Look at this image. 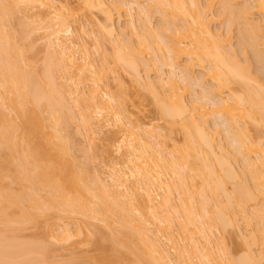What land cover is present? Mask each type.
Masks as SVG:
<instances>
[{
	"label": "bare ground",
	"instance_id": "obj_1",
	"mask_svg": "<svg viewBox=\"0 0 264 264\" xmlns=\"http://www.w3.org/2000/svg\"><path fill=\"white\" fill-rule=\"evenodd\" d=\"M145 1L147 2L144 3L142 0H78L77 4L80 7L74 10L75 8L73 9L69 4L70 0L66 2L0 0V101L2 100L0 105L5 101L15 111L12 116L13 111L10 108H8L12 111L10 115L5 114V110H0V264H46V254L43 248H47L45 251L48 254L47 250L50 246L45 247L33 238L26 239L28 242L24 238L21 240L17 235L22 231L24 233V229L27 231L26 228L31 225L39 228L40 220L45 221L52 218L65 221L62 219L65 217H62L63 214L60 213H66L65 215L68 214L71 217H73L72 214L82 215L95 222L101 219L99 222L112 226L110 230L115 229L113 228L114 223L118 224L119 228L116 226L118 230L115 229L118 235H114L113 240L119 242H116V245L121 243L124 250L126 247L131 254L135 255L134 264H173L171 251L176 253L179 251L177 264H264V228L259 227L260 224H264V80L261 77L262 74H259V72L264 74V57L262 56L264 52L260 54L264 48L259 51V45H261L259 42L264 41V25H259L264 22V0H207L206 4L200 0ZM213 1H217L222 8L218 16L231 20H226L228 27L230 28L231 24V27H236L238 32L240 28V35H237L240 55L233 52L231 28L230 30L227 28L228 35L221 34L220 29L213 32L211 27L214 23L211 15L215 4ZM28 2L36 6V3H39L45 6V9L48 8L46 9L48 14L53 19H58V26H60L53 33L56 44L51 42L54 45L51 44V46L53 49L56 47L53 50L54 54L49 55L51 58L48 65H44L45 69L43 68L41 72V79L39 74L38 77L34 76L36 73H29V70L27 72L23 66L28 61L23 55L25 48L23 50L22 46V48L15 46L18 45L16 42H22L31 35H28L31 32L26 30L28 27L24 26L25 23L13 24L16 11H21L20 5L23 6ZM31 5L33 9V4ZM83 8L91 11L92 14L94 10H97L96 13L100 12L102 21L99 20V24L96 23L98 25L94 26L98 27L105 36L107 35L106 37H111L109 39L112 41V54L110 53L112 65L118 68L120 66L122 70L129 72V76L133 77L132 80L135 79L133 81L136 87L140 91L150 93L152 100H155V105L160 109L161 117L166 118L168 124L171 125H168L169 130L180 126L184 137L182 146L176 144L174 137V140L170 139L169 134H167L169 135L168 140L161 135L160 131H154L157 127L147 132L135 120L127 118V111L121 109L122 104L120 103V99L124 96L121 95L123 96L121 98L111 91L109 87L111 83H105L108 79H105V75L107 76L108 72H104L102 67L97 70L93 61L95 57L92 59L90 55L91 47L89 48L88 41L92 42V47L97 50L96 54H99L104 47V41L101 42L103 35L98 40L94 29L89 32L87 25L86 27L78 25V29L76 28L78 35L74 38L72 28L67 27L73 18L78 17L76 12L80 9L83 11ZM124 10H127L131 18L129 22L127 21L130 34L125 30L127 28H117L115 25L116 16L120 23L123 19L121 13ZM154 10H156L155 14L159 13L160 18L164 17L166 22L161 18L162 22L166 23L164 28L162 24V28L152 30L153 21L151 20L155 17V15L153 17ZM81 11L79 12L82 13ZM254 15H257L255 17L259 15L262 22L260 20L255 24V20L252 23ZM49 18V21L53 22L52 18ZM68 18L71 19L69 22ZM89 21L92 20L89 19ZM10 23L13 26H10ZM92 23L94 24L93 21ZM10 29L19 31V37L15 32L18 38L16 41H14L15 36L9 32ZM65 34L72 35L74 39ZM249 48L263 64V70H258L259 72L256 73L261 78L253 74L252 67H250L253 64L246 63L249 60L244 59L243 62L246 65H242L243 62L239 59V56L246 59L248 55L250 56L249 53L246 55ZM106 50L105 54L108 51ZM77 55H81L80 58ZM147 55L148 58L152 57V65L159 64L158 68L169 70L170 75L167 76V80L162 78L161 74L157 81L152 82V79L149 80L150 82H146L147 79L144 81L140 66L146 67L148 72L146 73L149 75L151 70L154 71L152 67H155L146 60ZM78 58L81 64L78 63ZM54 61L56 62L55 68L58 67L57 72L52 70ZM102 62L105 63L103 60ZM157 67L155 68L158 70ZM195 67L202 70L198 76L195 74ZM116 68L109 69V73L112 70L115 74ZM77 73L83 79L82 82L91 80L92 83H90L93 86H90L95 89L92 91L90 88L91 93L89 92L90 96L87 98L85 97L86 89L83 91V87L79 88L80 84L75 82V86H69L71 91L69 90L66 95L74 97L75 102H72L76 104L75 107L67 103L72 99L68 100V96L62 93L61 84H59V90L57 80L59 76L63 78L67 75L71 76V80H68L73 82L72 76L77 77ZM80 76L77 77L78 81ZM262 76L264 78V75ZM76 77L74 76V79ZM112 81L114 82V79ZM118 81L116 89H120L122 94H128L129 90L123 79L120 78ZM178 81L183 82V87L178 84ZM82 82L80 80L79 83ZM196 86L203 88L202 92L205 90L204 95L206 94L207 99L202 96V100H206V103L205 101L199 102V99L196 101L195 98V101L187 102L185 96L189 93L190 87ZM96 88H102L101 91L107 99L104 100L105 102H97L95 95H98L100 90ZM137 95L140 97L141 94ZM3 104L0 109L4 106ZM69 106L72 113L76 108L78 117H81V123L82 121L86 123L81 125L87 130L96 126V122V128L99 129L98 125L102 122H99L98 118H93L94 114L92 115L89 111L94 110L92 112L99 117L103 116L100 115L101 113H108V117L111 115L112 118L109 117L111 119L108 120L109 118L106 117L107 125L102 124L103 127L100 129L117 128L121 134L123 133L124 138H127L123 140L124 144L118 151L120 153L124 147L125 151L121 150V152H125L122 153L126 159L122 163L115 164L112 176L110 175L111 183L102 180L98 172V176L94 174L90 176L91 180L95 178L89 182L90 172L87 175V169L84 171L82 168V172L77 169L81 173L75 170L77 166L70 160L71 142L69 139L71 138L68 139L62 134L63 128H67L65 124L68 125L71 121L70 119L68 121L71 114L69 116L66 114L71 113ZM211 117L215 120L213 122L218 120V124L212 122L213 127L210 124ZM221 126L225 129V140L230 141H228L230 143L228 147L222 142L221 131L224 132V130L219 129ZM251 127H253L252 130ZM87 130L85 131H91ZM253 130V134L256 133L254 138L251 135ZM104 131L101 130V133ZM98 133H94V137ZM142 134L147 137H142ZM238 164L244 168V172L240 171L242 168L240 166L239 168ZM237 170L245 176L241 175L242 179L246 178L245 183L242 185L240 183L241 186L238 183L235 189L230 190L228 184L237 178ZM243 181L239 180V182ZM5 182L8 185L4 186L6 190L3 187ZM131 191H133L132 194ZM156 191L161 194H156ZM258 200H262L260 208L252 207L255 210L253 209L252 213L249 211L251 215L247 212L249 219L247 214L245 215L248 227L252 226V221L258 223L257 227L254 226L255 230L250 229L247 233L251 235L254 232L255 234L249 237L251 242L246 239L247 234L240 236L245 239L242 243L244 245L243 257L232 258L227 247L223 245L224 243L218 246L219 241L213 239L215 236L212 237V233L214 230L216 233L218 230L239 232V224H241L240 221L238 223L239 211L245 212L250 203L253 204ZM179 201L180 203H176ZM240 216L244 219V216L242 217L241 214ZM175 219L181 220L178 224L179 231H175L178 232L177 234L171 231V226H174L172 224L176 223ZM83 221L81 224L85 222ZM64 223L66 224L62 227L59 226L61 223L56 224L58 228H62L58 236L55 235L56 231L52 232L53 228L49 229L50 231L45 229L47 226L45 225L44 232L49 231L45 235L47 234L46 236L53 241V244L55 242L67 244L69 240H74L70 224ZM49 224L50 228L52 225L49 226ZM81 226L80 229L83 230L85 225ZM81 234L82 232L79 233L80 236ZM123 236L125 239H122ZM29 241H35V244L43 245V248L37 244H29ZM257 243L263 245L260 246L262 248L260 252L253 247L255 245L257 248ZM112 244L114 245L115 242L113 241ZM180 244H183L182 247ZM116 249L113 248V252L110 250L111 254L99 248L101 253L96 258L97 263L93 262L96 264L112 262V256L118 251ZM129 251L128 255H130Z\"/></svg>",
	"mask_w": 264,
	"mask_h": 264
},
{
	"label": "rangeland",
	"instance_id": "obj_2",
	"mask_svg": "<svg viewBox=\"0 0 264 264\" xmlns=\"http://www.w3.org/2000/svg\"><path fill=\"white\" fill-rule=\"evenodd\" d=\"M56 1H58V0H56ZM59 1H62V2H66V1H64V0H59ZM142 1H144V3H146L147 1H145V0H142ZM207 0H200V2H202V3H204V4H206L205 2H206ZM252 1V0H251ZM217 1H213V3H215L214 4V6H213V8H212V13H211V15L213 16V21L212 22H214V23H212V25H211V27H212V29L214 30L213 32H215V31H217V30H219V32H221V34H223V33H225V35L227 34L228 35V33L227 32H229L228 30H230V28H231V30L233 31L231 34V36H232V38L233 39H231L232 40V42H231V44H232V48H233V52L235 51L236 52V54H238V55H240V45H238V43H239V41H238V39H237V35L240 33V28H239V32L237 31L238 29L235 27L234 28V26L233 27H231V22L229 23L230 25V28L228 27V23H226V20H230L229 18L227 19V17H223V16H218V13H219V15H220V12H221V10H222V8H221V6L219 5V3L217 2ZM77 3H79L78 2V0H70V2H69V4H71L72 6L71 7H73V9L74 10H78V9H76V8H79L80 6H78L79 4H77ZM235 3V2H234ZM24 4V3H23ZM31 4H33V9H32V5ZM37 4V6L34 4V3H32V2H28V3H25L23 6H21L20 5V10L21 11H16L15 13H16V15H15V17L13 16V18H14V20H13V24H15V25H17V23H25L24 24V26H26V27H28L26 30L28 31V32H31V33H29L28 35H30V37L27 39L26 38V40H22V42L20 41V42H16V43H18V45L16 44L15 46H17V47H23V50H24V48H25V54L23 53V55L25 56V58H26V60H28V61H26L25 63L27 64H25L24 63V68L27 70V72H28V70L30 71L29 73H32V74H35L36 73V75H34V76H38V74H39V78L41 79V72H43V68L45 69V66L46 65H48L47 63H48V61H49V59L51 58V56H49V55H52V54H54L53 52V50L55 49V47H54V49H53V47L52 46H54L52 43H54V44H56V41H55V34H53V33H55V31H57L59 28H60V26H58L59 25V23H58V19H53L52 18V16L51 15H49L48 13V11L46 10V9H48V8H46L45 9V6H41V4L39 5V3H36ZM203 4V5H204ZM219 6H218V5ZM217 5V6H216ZM78 6V7H77ZM39 7H41V8H39ZM240 7V6H239ZM239 7H237V8H239ZM82 9V8H81ZM81 9L79 10V11H81ZM221 9V10H220ZM85 9L83 8V11H84ZM78 11V12H79ZM83 11H81L82 13H78V12H76L77 13V16L78 17H75V18H73L72 20L70 19V18H68V22H69V19L71 20L68 24H67V27L69 26V28H72V30H73V36H74V38H76L77 37V35H78V32H77V30H76V28L78 29V25L80 26V25H82V26H84V27H86V25H87V27H88V30H89V32L91 31V29H94L95 31V35H97L98 36V40H99V37H101V35H103L102 37H101V39H102V43H103V41H104V44H103V46L105 47H103L102 49H103V51H102V49H101V51H99V54H96L97 53V50H95V48L94 47H92L93 46V44H92V42L91 41H88L89 43H88V46H89V51H91L90 53V55H92L91 56V58L93 59L94 57V59H93V61H94V63L96 64V67H97V70L99 69L100 70V68L102 67V70H104V72L106 71V73L108 74L107 76L105 75V79H107V80H105V83L107 84V83H111V84H109V87H110V89H111V91H113L114 93H117L116 95H118L119 97H123L124 96V98H122V99H120V103L122 104L121 105V109H124L125 111H127V118H131L133 121L135 120V122H137L140 126H141V128L143 129L144 128V131H149V130H151V131H153V129L152 128H156L157 127V129H154V131L156 130V131H160V133H162L161 135L163 136V137H165L166 139H168L169 140V138H167V136H169L170 137V139H173V137L175 138V142H177L176 144H179L178 146H182V144L184 143V140H183V133L180 131V126H179V128H178V126L176 127V128H178L177 130H179V132L176 130V128L175 127H173V129H174V132L170 129L169 130V126L168 125H170V124H168V121H167V119L165 118L164 119V117L162 118L161 117V113H160V109H158L159 107L158 106H156L155 105V100H152L153 99V97H151V95H150V93H148V92H145V91H140L139 89H138V87H136L137 85H135L136 83H135V81H133V80H135V79H133L132 80V78L133 77H131V76H129V72H127V71H124V70H122V68L119 66V68H118V66H116V67H114L113 65H112V57H111V55H110V53L112 54V41L109 39V38H111V37H106L105 36V34L102 32H100L99 31V28L98 27H95L94 25H98L99 24V20H101L102 21V16L101 15H99L100 14V12H97L96 13V11L97 10H94L93 11V14L91 13V11H88V9L87 10H85L84 12ZM156 10H154V13H153V17H154V15H155V17L154 18H152V20H151V28H152V30L154 29V30H158V29H160V28H162V24H163V28H164V24H166V23H164V22H166L165 21V19H164V17H161V18H163L164 19V22H162L163 21V19H161L160 18V15H158V14H155L156 12H155ZM220 11V12H219ZM90 12V13H89ZM124 12H126V13H124ZM128 14V15H127ZM215 14V15H214ZM46 15H48V17L46 16ZM97 15V16H96ZM127 15V16H126ZM95 16V17H94ZM212 16H211V18H212ZM214 16H216V17H214ZM218 16V17H217ZM255 16H257V15H254L252 18V23H253V21H255L256 23L255 24H257V22L259 23L260 22V20H261V22H262V19H261V17L258 15V17H255ZM38 17V18H37ZM49 17H51L52 18V20L51 21H53V22H50L49 20H50V18ZM43 18H44V20H43ZM49 18V19H48ZM96 18H98V20L96 19ZM121 18H123V19H121L120 20V23H118L119 22V19H118V17L116 16V18H115V25H116V27L117 28H127L128 27V22L130 21V17H129V13H127V10L125 11H123L122 13H121ZM130 18V19H129ZM221 18H225L224 20L223 19H221ZM260 18V19H259ZM40 19V20H39ZM42 19V20H41ZM78 20L77 22H74L75 20ZM89 19L90 20H92L93 22H94V24L92 23V21H89ZM95 19V20H94ZM215 19V20H214ZM63 20V19H62ZM88 21V22H87ZM97 21V22H96ZM99 21V22H98ZM128 21V22H127ZM231 21V20H230ZM27 22V23H26ZM61 22V21H60ZM76 24H74V23ZM92 24H91V23ZM159 22V23H158ZM161 22V23H160ZM227 22H229V21H227ZM12 23V22H11ZM10 23V26L12 25ZM72 23V24H71ZM78 23V24H77ZM88 23H90V24H88ZM96 23H98V24H96ZM263 23V24H262ZM262 23H259V25L261 24V25H264V22H262ZM28 24V25H27ZM127 24V25H126ZM70 25H71V27H70ZM89 25V26H88ZM158 25V26H157ZM161 27H160V26ZM226 25V26H225ZM13 26V25H12ZM150 26V25H149ZM157 26V27H156ZM18 27V26H17ZM26 27H24V29L26 28ZM156 27V28H155ZM10 28H12V27H10ZM14 28L16 29V27L14 26ZM124 28V29H125ZM158 28V29H157ZM166 28V27H165ZM227 28H229L228 30H227ZM232 28H234V29H232ZM65 29V28H64ZM63 29V30H64ZM87 29V28H86ZM98 29V30H97ZM6 30H8V28L6 29ZM12 29H10L9 30V32L10 33H12V35H16L17 36V34L16 33H18L19 31H18V29H17V31L18 32H16V31H14V29L11 31ZM30 30V31H29ZM87 30V31H88ZM126 31H127V33H129L130 34V32H129V30H128V28L127 29H125ZM222 30V31H221ZM97 31H98V33H97ZM16 32V33H15ZM238 32V33H237ZM8 33V32H7ZM99 33H101V34H99ZM64 34V33H63ZM66 35V34H65ZM65 35H62V36H65ZM95 35H93V36H95ZM225 35H224V38H225ZM240 35V34H239ZM15 36V40L14 41H16L18 38ZM67 37H72V35L71 36H68V35H66ZM76 36V37H75ZM18 37H19V33H18ZM66 37V38H67ZM14 38V37H13ZM55 38V39H54ZM73 38V37H72ZM73 38V39H74ZM108 39V40H107ZM237 39V40H236ZM20 40V39H19ZM134 40H136V39H134ZM105 41H107V42H105ZM52 42V43H51ZM91 42V43H90ZM108 42H110V43H108ZM135 42H137V40L135 41ZM260 42H262V43H260ZM259 42V44H261V45H259L260 46V48H259V51H261L263 48H264V45H263V42L264 41H260ZM50 43V44H49ZM236 43H237V45H236ZM51 44H52V46H51ZM92 44V45H91ZM48 45H50V46H48ZM21 47V48H22ZM20 48V49H21ZM50 48V49H49ZM93 48V49H92ZM239 48V49H238ZM48 49L50 50L49 52H48ZM107 51V54H105L104 52H105V50ZM238 49V51H236ZM261 49V50H260ZM22 50V49H21ZM94 50V51H93ZM110 50H111V52H110ZM251 49L249 48V50H248V52L246 53V55L249 53L250 54V56L248 55L247 57L249 58H242L241 56H239V59L241 60V62H243V60L245 59V60H249L248 62L246 61V63H250L251 62V64L250 65H252V66H250V67H252L251 69V71L253 72V74L255 73V75H256V73L257 72H259V71H261V70H263V64H262V62L260 63V61H259V59L257 58V56L254 54V53H252L253 51H251ZM23 52V51H22ZM263 52H264V49L261 51V55L263 54ZM51 53V54H50ZM49 56V58H48V56ZM105 55V56H104ZM241 55H243V54H241ZM80 56L81 55H77V57H79L80 58ZM101 56V57H100ZM109 56V57H108ZM113 56V55H112ZM263 57H264V54L262 55ZM261 56V57H262ZM53 57V56H52ZM241 57V58H240ZM256 57V58H255ZM78 58V59H79ZM107 58V59H106ZM111 58V60H109ZM152 58V57H151ZM151 58H150V56H149V58H148V55H147V57H146V60H148L149 61V64H150V62H151V65H152V63H153V60H151ZM255 58V59H254ZM47 60V61H46ZM80 60V59H79ZM78 60V63H80L81 62V60L79 61ZM102 60L105 62V63H103L102 62ZM105 60H107V61H109V62H107V61H105ZM244 60V61H245ZM255 60V61H254ZM259 61V62H258ZM107 62V63H106ZM111 62V64H109ZM252 62H254V63H252ZM55 61L53 62V65H52V70L54 69L55 71L57 70V68H55L56 67V65H55ZM82 63V62H81ZM80 63V64H81ZM101 63H102V65H101ZM155 63V62H154ZM256 63V64H255ZM260 63V64H259ZM30 64V65H29ZM103 64H105V65H103ZM108 64V65H107ZM246 65L244 62L242 63V65ZM29 65V66H28ZM45 65V66H44ZM101 65V66H100ZM107 65V66H106ZM159 64H157L156 66L153 64L152 66H155V67H157ZM260 65H262L261 67H260ZM22 66V67H23ZM27 66H28V68H27ZM54 66V67H53ZM104 66V67H103ZM108 66H109V68H108ZM152 66H150V68L152 67ZM160 66V65H159ZM158 66V67H159ZM35 69H34V68ZM100 67V68H99ZM107 67V68H106ZM141 67V76L143 77V79H144V81H146V79H147V81L146 82H150L149 80H151L152 82L153 81H157V79H159L160 78V75H161V77L162 78H165V80H167V76H169L170 75V73H169V70L166 68H158V70L155 68V67H152V69L154 70V71H152L151 70V74L149 75V74H147L148 72H147V70L145 69L146 67H144L143 68V66L141 65L140 66ZM23 68V69H24ZM111 68H113V69H115L116 68V70H115V74H113V72L114 71H112L111 70V72L109 73V69H111ZM149 68V69H150ZM198 68V67H197ZM196 67H195V71H196V76H198V75H200V73L202 72V70H200V68H198L197 69ZM36 70V71H34V70ZM197 69V70H196ZM102 70H101V72H102ZM146 70V71H145ZM163 70V71H162ZM259 70V71H258ZM54 71V72H55ZM157 71H159V72H157ZM39 72V73H38ZM57 72V71H56ZM127 72V73H126ZM147 72V73H146ZM160 73V74H159ZM204 73V72H203ZM103 74H105V73H103ZM112 74L114 75V76H112ZM259 74L261 75H264L263 73H260L259 72ZM61 75V74H60ZM145 75H147V76H145ZM165 75V76H164ZM254 75V76H255ZM261 75V77H262V79L264 80V78H263V76ZM64 76V75H63ZM66 76V77H65ZM63 78L61 77V76H59V79H60V77H61V81H59V79L57 80V84H58V87H59V84H61L60 86H61V91H63L62 93H64L65 95H66V93L68 94L69 93V90L71 91V89H70V87L69 86H71V87H73V85L75 86V82H76V84H84L83 86L81 85H79V88H82V90L84 91L85 89V97H87V98H89V96H90V94H89V92L91 91V89H92V87L91 86H93V84L91 85V80H90V82L89 81H87V82H89V83H87V82H82V78H81V76L80 75H78V73H77V77L78 76H80V80H81V82L82 83H79L80 82V80L78 81L77 80V77H76V75H73L72 77H73V82L71 81H69V80H71V76H67V75H65ZM74 76L76 77L75 79H74ZM109 76V77H108ZM151 76V77H150ZM257 77H259V78H261L260 76H258V75H256ZM58 77V76H57ZM120 78L121 79H123V82L125 83V85H126V87H127V89L130 91V94H129V91H128V94H122L121 93V91H120V89L118 90V89H116L117 88V83L119 82L118 80H120ZM65 79V80H64ZM69 79V80H68ZM114 79V82H116V80H117V82L116 83H114L112 80ZM154 79V80H153ZM59 81V82H58ZM180 81V80H179ZM179 81H178V84H180V86H182L183 87V82L181 83H179ZM182 81V80H181ZM78 82V83H77ZM113 82V83H112ZM145 82V83H146ZM264 82V81H263ZM86 83V84H85ZM63 84V85H62ZM72 84V85H71ZM89 84V85H88ZM90 86V87H88V86ZM103 86H104V84H102ZM112 85V86H111ZM68 86V87H67ZM106 86V85H105ZM104 86V87H105ZM64 88V89H63ZM69 88V89H68ZM91 88V89H90ZM94 89H95V87H93ZM100 88V87H99ZM99 88H96V89H98V90H100L99 92H98V95H95V97L98 99V101L97 102H105L107 99H106V97H105V95H103L104 93H102V88L101 89H99ZM201 88V87H200ZM198 88V86H196V87H190V89H189V93L185 96V98H186V100H187V102H193V101H197L198 99H199V102H201V101H205L204 103H206V100H202L203 99V97L202 96H206V94L204 95V91L202 92V89L203 88ZM94 89H92V91L94 90ZM114 89V90H113ZM116 89V90H115ZM135 89V90H134ZM139 91H138V90ZM59 90H60V87H59ZM65 90V91H64ZM68 90V91H67ZM88 90V91H87ZM67 91V92H66ZM110 91V92H111ZM118 91V92H117ZM119 91H120V95H119ZM113 92H112V94H113ZM139 92V93H138ZM141 92V93H140ZM87 93H88V95H87ZM91 93V92H90ZM135 93V94H134ZM147 95H146V94ZM203 93V94H202ZM137 94H141L140 95V97H139V95H137ZM202 94V95H201ZM121 95H123V96H121ZM150 95V96H149ZM66 96H68V100H70L69 98H71L72 100H70V102L68 101L67 103H69V105H73V106H75L76 104H74L73 102H75L74 101V97H69L70 95H66ZM127 96V97H126ZM198 96V97H197ZM202 98H201V97ZM200 97V98H199ZM194 98H195V100H194ZM197 98V99H196ZM126 99V100H125ZM204 99H207L206 97L204 98ZM105 100V101H104ZM124 100V101H123ZM2 101V100H1ZM1 101H0V103H1ZM73 101V102H72ZM126 101V102H125ZM123 102V103H122ZM3 103H5V101H3L2 102V104ZM1 104V105H2ZM6 104V103H5ZM5 104H3L4 106H2L1 107V109L0 110H2V111H4V113L5 114H8V115H10V113L13 111L7 104V106H5ZM0 105V106H1ZM123 106V107H122ZM70 107V106H69ZM76 107V106H75ZM8 108H10L12 111H10V109H8ZM74 108V107H73ZM70 109H71V107H70ZM75 109V110H74ZM73 110V113H72V109H71V113L69 112V113H66L67 114V116H69L70 114V117L68 118L66 115H65V117L66 118H68V121H70V123H68V125H67V123H66V118H65V125H63V126H65V127H67V128H63V132H62V134H63V136H66V137H68V139L69 138H71V139H69V142H71L70 143V146H71V149H70V160H72L73 162H75V165L77 166V168L75 169V170H77V169H79L81 172H82V168H83V170L85 171L86 169V171H87V175L89 174V172H90V174H89V176H88V181L89 182H92L93 180H94V178L95 177H93L92 179L93 180H91V178H90V176H92L93 174L95 175V176H98V173H99V175L102 177V180H106L105 182H107V183H111V180H110V175L112 176V173H113V168L115 167V164L116 163H118L119 164V162L120 163H122L123 161H125V157H124V154L123 153H125L124 151V147L121 149V150H124V151H122L121 152V150H120V153L118 152L119 151V148L121 147V146H123L122 144H124L123 142V140L124 139H126L127 140V138H124L125 136L123 135V133L121 134V132H120V130L119 129H114V128H112L111 130H108L107 128H103L104 130H106V131H104L103 129H100V128H102L103 127V125L102 124H104V126H106L107 124H106V121L105 120H107V118H109V117H111V115L108 117V113H101L100 115H103L101 118L99 117V116H96V113H93L94 112V110H92V111H89V113H92V115H93V118H98V119H100L99 120V122L100 121H102L98 126L100 127H98L99 129H97L96 127H97V122H96V126H92L93 128H96V129H94L93 130V128L91 129V127H90V129L89 130H93L92 132L90 131V132H86L85 130H87L84 126H82L83 125V123H85L84 121H82L83 123H81V117H78V113H76V112H78V111H76V108H74ZM120 108H118V110H119ZM78 110V109H77ZM96 110V109H95ZM8 111H10L9 113H7ZM97 111V110H96ZM95 111V112H96ZM97 112H99V111H97ZM14 113H15V111H13L12 112V116L14 115ZM75 113V114H74ZM88 113V112H87ZM126 114V113H125ZM74 115V116H73ZM77 116V119H75V117ZM80 116V115H79ZM96 116V117H95ZM126 116V115H125ZM45 117H47V115H45ZM107 117V118H106ZM73 118V119H72ZM79 118V119H78ZM112 118V117H111ZM111 118H109L108 120H110ZM129 118V119H130ZM70 119V120H69ZM163 119V120H162ZM79 120H80V122H79ZM108 120H107V122H108ZM166 120V121H165ZM209 120H210V118H209ZM88 121V120H87ZM213 121H215L214 119H212V117H211V120H210V124H211V126L213 127L214 125H213V123L214 124H218V120L216 121V122H213ZM213 122V123H212ZM82 124V125H81ZM86 124V123H85ZM106 124V125H105ZM154 126V127H153ZM171 126V125H170ZM82 127H84L83 129H82ZM159 127V128H158ZM171 127V128H172ZM252 128L253 127H251L250 129L252 130ZM146 129V130H145ZM160 129V130H159ZM219 129H221V130H224V132L223 131H221L222 133H221V135H222V142L224 143V144H226V146L228 147L229 146V144L230 143H228V139L227 140H225L226 139V135H225V129L223 128V126H221ZM89 130H87V131H89ZM98 130V131H97ZM101 130L102 131H104V132H102L101 133ZM107 130L109 131V132H107ZM176 130V131H175ZM85 131V132H84ZM96 131V132H95ZM172 131V132H171ZM97 132H99L98 134L100 135H96L95 134V137H94V133H97ZM150 132V131H149ZM168 132H171V133H168ZM252 132V131H251ZM85 133H87L86 135H85ZM90 133V134H89ZM92 133V134H91ZM101 133V134H100ZM173 133V134H172ZM254 133V130H253V132L251 133V135H253V138H254V136L256 135V133H255V135L253 134ZM90 136H89V135ZM106 134V135H105ZM167 134H169V135H167ZM166 135V136H165ZM172 136V137H171ZM88 137H91V138H88ZM92 137H94L93 139H92ZM142 137H147V136H144L143 134H142ZM91 140L90 142L88 141V140ZM71 140V141H70ZM177 140V141H176ZM227 141V142H226ZM230 142V141H229ZM93 143V144H92ZM90 144V145H89ZM121 155H123V156H121ZM75 160V161H74ZM80 166H81V169H80ZM113 166V167H112ZM240 166V164H238V167ZM242 168L241 170L239 169V168ZM239 168H237L236 167V169H238V170H240L241 172H244V168L242 167V166H240ZM237 170V178L236 179H234V182H229V184H228V187H229V189L230 190H232L233 188L235 189V186H237L238 185V183H239V185H240V183H241V185H242V183H245V180H246V178H245V180L244 179H242V177H241V175H243V174H241V172L240 171H238ZM78 171V170H77ZM80 171H78V173L80 172ZM80 172V173H81ZM98 172V173H97ZM97 174V175H96ZM239 175V176H238ZM244 176V175H243ZM239 177H240V179H239ZM245 177V176H244ZM90 178V179H89ZM235 178V177H234ZM238 179V180H237ZM91 180V181H90ZM108 180V181H107ZM110 180V181H109ZM239 180H241V181H243V182H239ZM8 181H10V180H8ZM8 181H6L7 183H8V185H10V186H12V184H10V182H8ZM238 181V182H237ZM5 182V184L3 185V187L5 186V187H7L8 185H7V183ZM237 182V183H236ZM233 183V184H232ZM247 183V182H246ZM250 182H248V184H249ZM237 184V185H236ZM240 185V186H241ZM247 185V184H246ZM250 185H251V183H250ZM9 186V187H10ZM15 186V185H14ZM14 186H13V188H14ZM234 186V187H233ZM4 187V188H5ZM17 187V186H16ZM15 187V189H17ZM232 188V189H231ZM5 190H6V188H5ZM157 192V191H156ZM131 194L133 193V191H131L130 192ZM158 193H160L159 191L156 193V194H158ZM161 194V193H160ZM177 196V195H176ZM176 199L178 200V197H176ZM160 200V199H159ZM158 200V201H159ZM176 200V201H177ZM141 201V200H140ZM262 200H258L257 202H253V204L252 203H250L249 204V206L247 207V209L245 210V212H243V211H239V217L241 218V216H240V214L242 215V217L244 216V219H242L241 218V220H240V218L238 217V223H239V221H240V223L241 224H239V232L238 231H234V232H232L231 233V231L230 230H218L217 231V233H216V231L214 230L213 231V233H212V237H214L213 239H216V240H218V241H216V242H218V246H219V244L220 245H222L223 243V245H225V248L226 249H228L227 251L230 253V255L232 256V258L233 257H235V259H238V257L239 258H241V257H243L242 256V253L244 254V245L242 244L243 242H244V238H242L243 236L242 235H246L247 233H249L250 232V229H252V231L253 230H255V227L254 226H258L257 224L258 223H255V222H251V227H248L247 225H246V223L247 222H245V219H246V221H247V218L249 217V215H248V213L247 212H249V211H251V213L253 212V209L254 208H252V207H256L257 209H259L260 207L259 206H261L262 204H260V203H262L261 202ZM259 202V203H258ZM176 203H180V201L179 202H176ZM257 203V204H256ZM259 204V205H258ZM251 207V209L249 210V208ZM259 207V208H258ZM256 209V210H257ZM248 210V211H247ZM255 210V209H254ZM61 215H62V217H65V218H62L63 220H65V221H62V220H55V219H52V218H49V220L50 219H52V220H40L39 222H41V223H39L38 222V225H39V228H38V226H30V227H28V228H26V229H28L27 231H25V229H24V233H23V231L21 232V234H23V235H21L20 234V232L18 233V235H17V237L18 238H21V240L24 238L25 240L26 239H29V238H33V240H35V241H38L39 243H42L45 247H47V246H50V247H48L49 248V250H47V252H48V254L46 253V249L47 248H43L42 246L43 245H39V244H37V245H39L40 247H42L43 248V250H44V252H45V262H46V264H96L97 262V260H96V258L97 257H99V255H100V250H99V248H103V249H105V250H107V252L109 251L110 252V250L112 251V249L113 248H117L116 250H118L117 251V253H116V255L114 254L113 256H114V258H113V256H112V259H111V261L112 262H109L108 264H134V262L136 261V259H135V255L134 254H131V252L126 248V247H124L125 248V250L123 249V246L121 247V243L117 246L116 245V242L117 243H119L118 241H115V240H113V236L115 235H118L116 232H117V230H118V224L117 225H115L116 223H114V225H113V228H115V229H117V230H115V229H113V230H115V232L113 231V230H110V229H112V226L110 225H106V223L105 224H103V222H99L100 220H98V221H93V220H91L89 217V219L87 218V217H83L82 215H77V216H75L76 214H72V216L73 217H71V215H65L66 213H60ZM247 214V215H246ZM249 214H250V212H249ZM60 215V216H61ZM138 215V214H137ZM140 215V214H139ZM247 216V218H245L246 216ZM251 215V214H250ZM74 217H77V218H74ZM71 218H72V220H71ZM74 218V219H73ZM87 218V219H86ZM250 218V217H249ZM248 218V219H249ZM67 219V220H66ZM55 220V222H53ZM74 220V221H73ZM81 220V221H80ZM82 220H84L83 222V224H81V222H82ZM176 220V219H175ZM243 220H244V222H243ZM44 221V222H43ZM47 221L50 223H47ZM57 221V222H56ZM88 221V222H87ZM181 220L179 219V221L178 220H176L174 223L175 224H172V225H174V226H171V231L172 232H174V234H177L175 231H179V227H178V224H179V222H180ZM64 222H67V224H70V227H71V229H72V231H71V233H72V235H73V238H74V240L73 239H71L72 241H68V242H66L67 244H62L61 242H55L54 244H53V241H51V240H49V238L46 236L47 234H48V232L53 228H55L54 230L52 229V232L54 233L55 231V235L56 236H58V234H59V230H61L60 228H58L59 226L60 227H62V226H64L63 224H66V223H64ZM80 222V223H79ZM87 222V223H86ZM42 223H43V225H42ZM46 223V224H45ZM60 224L59 226H57L56 224ZM245 223V224H244ZM48 224H49V226L50 225H52V226H50V228L48 227ZM79 224V225H78ZM89 224V225H88ZM133 224H135V223H133ZM177 224V225H176ZM30 225V224H29ZM45 225H47L46 226V228H45ZM76 225V226H75ZM81 225H85V231H84V229L82 230V228L80 229V226ZM91 225H93V226H91ZM106 225V226H105ZM245 225V226H244ZM261 225H263V226H261ZM27 226V225H26ZM44 226V227H43ZM77 226H79V227H77ZM83 226H81V227H83ZM109 226V227H108ZM116 226L118 227V228H116ZM134 226V225H133ZM33 227H35V228H33ZM38 229H37V228ZM41 227H43V228H41ZM108 227V228H107ZM111 227V228H110ZM173 227V228H172ZM241 227V228H240ZM248 227V228H247ZM259 227H262V228H264V224H260V226ZM47 229V230H49L48 232H44V230L45 229ZM77 228H78V230H79V233L80 232H82V234H81V236L79 235V233H78V230H77ZM247 228V229H246ZM44 229V230H43ZM178 229V230H177ZM216 229V228H215ZM249 229V230H248ZM58 230V231H57ZM217 230V229H216ZM246 230H248V231H246ZM230 231V232H229ZM241 231V232H240ZM77 232V233H76ZM227 232V233H226ZM243 232V233H242ZM246 232V233H245ZM45 233H47L46 235H45ZM216 233V234H215ZM235 233V234H234ZM236 233H238V234H236ZM254 233V232H253ZM252 233V234H253ZM251 234V233H250ZM252 234L251 235H249V234H247L246 235V239L249 241V242H251V240H249V237L250 236H252ZM255 234V233H254ZM253 234V235H254ZM257 234V233H256ZM21 237H20V236ZM46 237H45V236ZM75 235H79L78 237H74ZM176 236V235H175ZM240 236H242V237H240ZM256 236V235H255ZM122 239H125V237L123 236V238ZM244 239V240H243ZM252 239V238H251ZM49 240V241H48ZM115 242V244L113 245L112 244V242L113 241ZM203 240V239H202ZM201 240V241H202ZM243 240V241H242ZM20 241V240H19ZM27 241V240H26ZM34 241V242H35ZM223 241V242H222ZM20 242H22V243H24V241H20ZM28 242V241H27ZM30 242V241H29ZM34 242H30L29 244H35ZM203 243H205L204 241H202ZM253 242V241H252ZM96 243H99V244H97L96 245ZM264 243V242H263ZM262 243V244H263ZM35 244V245H36ZM59 244H61V245H59ZM165 244H167L166 242H165ZM243 245V247H242V245ZM252 244V243H251ZM259 244H260V242H259ZM258 243H257V245L258 246H256L257 248H255V245L253 246L254 247V249L255 250H257L258 252H260L261 251V247L263 246H261V245H259ZM116 245V246H115ZM168 245H170L171 246V244H169L168 243ZM167 245V247H170V246H168ZM181 245H183V244H180V246ZM261 246V247H260ZM182 247V246H181ZM252 247V248H253ZM260 247V248H259ZM112 248V249H111ZM264 248V247H263ZM126 249L130 252L129 254L133 257H131L130 255H128V251L126 252ZM169 249V248H168ZM119 250H120V252H119ZM180 250V249H179ZM218 251V250H217ZM256 251V252H257ZM113 252V251H112ZM112 252H110L111 254H112ZM174 251H171L170 252V255H171V259L173 260L172 262H174L173 264H177V259H179V251H177V253L176 252H174V253H176V255H173L172 256V254H174L173 253ZM118 253H121V255L119 254L118 255ZM116 256V257H115ZM120 256V257H119ZM241 256V257H240ZM48 257V258H47ZM44 258V257H43ZM43 260V261H44ZM195 260V259H194ZM96 262V263H94V262ZM197 261V260H196ZM195 261V262H196ZM196 263H198V262H196ZM135 264H138V263H135Z\"/></svg>",
	"mask_w": 264,
	"mask_h": 264
}]
</instances>
